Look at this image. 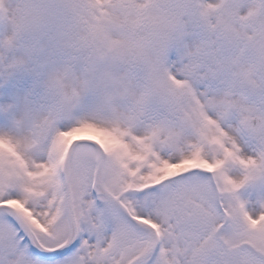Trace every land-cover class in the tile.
<instances>
[{
    "label": "snow or ice",
    "instance_id": "obj_1",
    "mask_svg": "<svg viewBox=\"0 0 264 264\" xmlns=\"http://www.w3.org/2000/svg\"><path fill=\"white\" fill-rule=\"evenodd\" d=\"M0 264H264V0H0Z\"/></svg>",
    "mask_w": 264,
    "mask_h": 264
}]
</instances>
